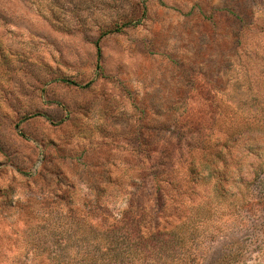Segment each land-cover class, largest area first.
Listing matches in <instances>:
<instances>
[{
    "label": "rangeland",
    "instance_id": "374dc122",
    "mask_svg": "<svg viewBox=\"0 0 264 264\" xmlns=\"http://www.w3.org/2000/svg\"><path fill=\"white\" fill-rule=\"evenodd\" d=\"M150 189V264H264V0H0V264H74Z\"/></svg>",
    "mask_w": 264,
    "mask_h": 264
},
{
    "label": "trees",
    "instance_id": "16d2710c",
    "mask_svg": "<svg viewBox=\"0 0 264 264\" xmlns=\"http://www.w3.org/2000/svg\"><path fill=\"white\" fill-rule=\"evenodd\" d=\"M148 182L153 181L155 173H150ZM148 197L151 200L149 211L135 210L120 219L112 221L104 228V233L88 229L76 234L75 253L79 255L74 264H87L85 259H90L89 264H150L157 263L154 259L159 250L172 251L179 246L182 239L172 229L161 232L157 227V215L160 205L157 203L158 192L150 189ZM148 199V198H147ZM126 212V211H125ZM141 230V228H144ZM80 229V225L78 226ZM71 245L65 244L57 254L51 258L68 263L71 258L67 249ZM168 247V248H167ZM104 257V261L101 260ZM67 258V259H66ZM72 261V260H71ZM165 261V260H164ZM161 264H165V262ZM166 261H169L166 260Z\"/></svg>",
    "mask_w": 264,
    "mask_h": 264
}]
</instances>
